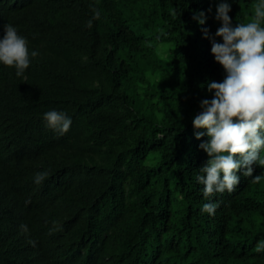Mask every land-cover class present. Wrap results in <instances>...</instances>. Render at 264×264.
<instances>
[{
	"label": "trees",
	"instance_id": "obj_1",
	"mask_svg": "<svg viewBox=\"0 0 264 264\" xmlns=\"http://www.w3.org/2000/svg\"><path fill=\"white\" fill-rule=\"evenodd\" d=\"M216 2L0 0V38L12 24L38 53L23 77L0 65V264H264V180L205 199L195 179L192 119L224 77L201 30ZM229 2L235 25L258 0Z\"/></svg>",
	"mask_w": 264,
	"mask_h": 264
},
{
	"label": "clouds",
	"instance_id": "obj_2",
	"mask_svg": "<svg viewBox=\"0 0 264 264\" xmlns=\"http://www.w3.org/2000/svg\"><path fill=\"white\" fill-rule=\"evenodd\" d=\"M231 11L229 0H217L214 19L220 26L214 34L206 27L201 29L203 37L211 43L214 61L224 70L221 81L206 82L211 99L199 102L201 111L192 119L195 138L207 137L198 147L208 158L195 177L203 185L205 199L214 193H231L239 184L241 174L251 177L252 183L264 180V172L253 175L254 166L264 168V0H258L247 22L234 25ZM207 12L212 13L211 5ZM99 17V10L93 9L86 27L91 28L93 20ZM207 18L205 11H194L192 15L200 26L206 24ZM37 55L15 26L4 25L0 65L13 67L16 76L23 77ZM42 119L46 127L59 135L65 134L72 124V117L63 110L46 111ZM46 176L47 172H37L34 182L39 184ZM217 207L218 203L208 202L200 211L213 215ZM21 229L26 232L27 226L21 225ZM256 250L264 251V241L257 243Z\"/></svg>",
	"mask_w": 264,
	"mask_h": 264
}]
</instances>
